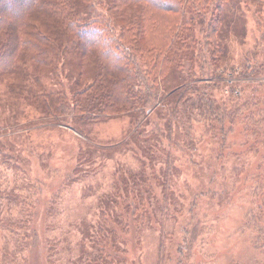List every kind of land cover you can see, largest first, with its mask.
<instances>
[{"label": "rangeland", "instance_id": "1", "mask_svg": "<svg viewBox=\"0 0 264 264\" xmlns=\"http://www.w3.org/2000/svg\"><path fill=\"white\" fill-rule=\"evenodd\" d=\"M96 9L101 11L100 4ZM142 9H149L148 4L129 1L111 13L114 28L119 30L132 24L131 18L139 15ZM235 10L236 5L227 10L228 18L222 32V35H230L226 42L228 55L215 69L219 73L216 76L227 78L204 80L211 82L210 92L217 100L219 112L233 113L221 123L226 130L225 143L221 145L222 141H219L220 125L216 124L215 132L209 133L203 122H195L192 135L197 150L192 153L201 166L188 161L182 153L177 154L180 173L175 177V199L179 206L176 220H164L163 223L152 220L151 228H144L139 236L132 231L123 235L125 242L119 244L122 250L115 249L114 235L102 236L97 221L91 220L92 211L88 212L97 195L110 184L115 164L107 157L102 159L101 149L94 150L91 158L85 160L89 153L85 154L84 150L92 141L106 145L120 141L133 129L139 113L134 110L131 115H117L100 121L68 119L67 125L58 124L30 104L32 94L29 90L38 82L30 76L27 81L25 71L18 77L25 79L29 103L26 96L22 99L24 93L20 90L15 107L10 105L13 99L6 83L14 80L18 73L0 81V264H264L261 236L254 230L258 221L264 223V218L260 220L255 210L260 174L264 173V121L261 122L264 119V53L255 57L262 62L259 72H250L255 77L245 73L241 79L237 76L235 80L229 79V67L236 69L244 64L242 71H252L247 59L252 64L250 51L260 44L253 17L246 11L240 20H236ZM103 13L107 15V12ZM172 15L166 16L172 18ZM229 16L235 20H230ZM243 24L246 33L241 36ZM151 34L150 30L145 31L144 43ZM132 36L133 33L130 38ZM152 36L159 37L160 33ZM80 61V67L71 62L65 65L66 69L74 71V77L72 80L64 77L66 80L62 78V81L72 85L74 78H78L85 85L91 80L94 57L84 56ZM20 66L25 68L22 62ZM198 68L195 65L196 72ZM173 74H169L167 83L160 86L159 97L176 86L177 80H183L178 79L179 73L174 77ZM188 75L187 70H183L182 76ZM232 81L237 87L230 88ZM38 84L42 86L41 82ZM11 88L18 90L19 86L15 84ZM246 99L247 104H244ZM149 115L135 120L137 128H144L143 132L168 122L158 109ZM129 143L130 148L135 146L132 140ZM123 155L118 156L122 163L136 161L130 151ZM206 164L211 166L207 168ZM211 176L214 179L210 180ZM13 189L17 191L14 193ZM202 189L210 194L196 195ZM13 194L23 202L8 200L7 196ZM193 199L196 201L193 215H188L186 208ZM24 204L33 213L32 218L24 220V226L31 225L33 231L34 242L30 247L22 242L26 239L23 229L12 235L10 224L15 220H5L7 215L19 217L18 211ZM84 216L87 221L82 225ZM81 227L89 232L82 233ZM16 242H22L21 250H15ZM53 245L56 250L51 251Z\"/></svg>", "mask_w": 264, "mask_h": 264}, {"label": "trees", "instance_id": "2", "mask_svg": "<svg viewBox=\"0 0 264 264\" xmlns=\"http://www.w3.org/2000/svg\"><path fill=\"white\" fill-rule=\"evenodd\" d=\"M129 1L146 3L151 11L142 9L139 15L131 18L132 24L117 30L111 22V13ZM97 4L101 11L96 9ZM232 5H236V20H240L246 11L253 17L260 44L250 51L252 64L247 59L252 71H242L244 64H240L236 69L229 67L227 74L231 80H235V76L241 79L245 73L255 77L250 72H259L262 63L255 57L264 53V0H0V81L18 73L14 80L6 83L13 99L11 106L15 107L22 90V99L26 96L29 103L28 94L31 93L33 108L58 124L66 123L68 119L100 121L117 115H131L134 110L139 113L136 121L145 119L147 113L153 115L157 109L168 119L163 126L145 132L141 126L137 128L134 120L133 129L120 141L112 145L92 141L84 150L85 154L89 153L85 160L91 158L94 150L101 149L102 159L107 157L115 164L110 184L97 195L88 212L92 211L91 220L97 221L102 236L114 235L112 243L117 250H122L123 235L132 231L139 236L144 228H151L152 220L158 223L176 220L179 206L175 199V177L180 173L177 154L182 153L188 161L201 166L192 153L197 150L192 135L195 122H203L209 133L215 132L216 124L220 125L219 141H222L221 145L225 143L226 130L221 123L233 113L219 112L217 100L210 92L211 82L204 80L227 78L216 76L219 73L215 69L228 55L226 42L230 35H222V32L228 18L227 10ZM167 14H173L172 18ZM229 19L234 18L229 16ZM242 26L241 36L246 33V26ZM146 30L152 34L159 32L160 36L155 38L151 34L144 43ZM91 55L94 64L88 83L82 85L78 78H74L72 85L62 81V78L66 80L64 77L71 80L74 77V71L65 68L67 63H78L80 67V60ZM21 62L25 68H21ZM195 65L199 67L198 72ZM201 68H205L204 71H200ZM183 70L193 78H184ZM21 71L26 72L27 81L33 77L42 86L37 83L28 93V88H24L27 87L25 79L18 77ZM172 73L173 77L179 73L178 79L183 80H177L176 86L159 97L160 86L167 83ZM15 84L19 86L18 90L11 88ZM231 87H237L236 82L232 81ZM247 100H243L244 104ZM215 137L212 133L213 140ZM130 140L135 144L132 148L129 147ZM126 151L132 152L137 162L129 164L118 160V156ZM206 166L209 168L211 164ZM260 175L255 210L262 220L264 173ZM212 179L214 176L210 177ZM16 191L13 189L12 192ZM204 194L210 193L204 189L196 193ZM7 198L23 202L14 194ZM195 202L193 199L186 208L188 215H193ZM18 212L19 217L7 215L5 220H15L10 224L12 235L23 229L26 239L22 242L30 247L34 242L33 231L31 225L24 226V220L32 218L33 213L25 204ZM48 213L49 210L46 216ZM85 216L81 219L82 225L87 221ZM254 226L261 236L260 248L264 249V223L258 221ZM80 231L86 234L88 229L81 227ZM22 242H16L15 250L20 249ZM50 250H56L54 245Z\"/></svg>", "mask_w": 264, "mask_h": 264}]
</instances>
